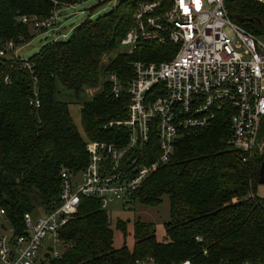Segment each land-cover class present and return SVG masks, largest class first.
<instances>
[{"label":"trees","instance_id":"16d2710c","mask_svg":"<svg viewBox=\"0 0 264 264\" xmlns=\"http://www.w3.org/2000/svg\"><path fill=\"white\" fill-rule=\"evenodd\" d=\"M84 1L0 0V42L27 44L34 34L18 19H44ZM153 2L164 11L171 0H119L109 13L81 23L67 41L51 42L27 61L11 54L2 60L0 211L16 235L24 232V214L37 209L47 214L57 206L60 174H76L86 166L88 142H127L126 128L114 123L127 119L128 97L114 98L108 80L80 108L87 141L73 124L68 105L56 100V86L60 83L79 95L96 87L99 76L109 74L124 85L133 77L134 62L170 60L175 45L143 42L131 54L117 53L102 64L133 27L136 7ZM224 6L234 23L264 38L263 5L225 0ZM229 135L224 116L210 127L182 132L173 157L127 198L151 208L168 199L169 221L162 241L156 239L152 224L137 220L131 249H114L106 210L98 200L81 197L77 211L59 231L65 248L50 264H264V200L256 194L258 165L242 162L240 153L226 144ZM116 229L126 236V223L118 220Z\"/></svg>","mask_w":264,"mask_h":264},{"label":"built area","instance_id":"2783aa9c","mask_svg":"<svg viewBox=\"0 0 264 264\" xmlns=\"http://www.w3.org/2000/svg\"><path fill=\"white\" fill-rule=\"evenodd\" d=\"M224 3L171 0L164 11L157 2L136 7L133 27L119 43L125 48L122 53L131 54L143 42H169L177 51L159 64L134 62L133 77L124 85L109 74L111 95L128 97L127 119L114 123L126 128L127 142H88L86 166L76 174H60L57 206L35 220L33 214H24L23 234L14 233L1 210L0 264H50L59 258L65 248L59 231L77 211L81 197L98 200L103 210L126 200L173 157L182 132L210 127L219 116L228 119L226 144L240 153L242 162L257 163L260 171L264 41L234 23ZM56 20L53 12L44 19L30 16L17 21L36 31H52ZM16 48L12 41L0 42V64L8 54L16 58ZM34 104L38 107V102ZM39 250L47 251L43 259L37 257Z\"/></svg>","mask_w":264,"mask_h":264},{"label":"rangeland","instance_id":"374dc122","mask_svg":"<svg viewBox=\"0 0 264 264\" xmlns=\"http://www.w3.org/2000/svg\"><path fill=\"white\" fill-rule=\"evenodd\" d=\"M118 1L119 0H86L72 6L61 8L57 11L56 26L53 30L41 32L30 29V32L34 34L33 38L29 43L16 48V56L22 61H27L30 57L40 52L45 45L54 41H67L81 23L87 20L95 21L99 17L109 13L113 7L117 5ZM261 5L264 6V4ZM260 38L264 41L262 36ZM124 50L125 48L119 45L110 57L106 56L102 59V64H107L109 58L114 57L117 53H121ZM107 80V76H99L96 87L87 88L79 95H75L72 91L65 89L60 83H57L56 100L68 105L72 122L84 141H87V139L81 124L80 108L85 102L90 101L91 97L95 95L100 88L101 83ZM256 194L264 200V185L257 186ZM106 213L109 216L111 227L114 231L113 248L119 249L122 246H127L131 249L134 243L132 235L133 225L137 220L152 224L156 230V239L158 241L163 240L165 235L164 225L169 221V202L167 198H163L162 204L151 208L143 206L137 201L128 202L127 199L124 201L118 200L108 206ZM40 214L43 213L40 209H37L33 213V219H37ZM118 220L126 223L127 234L125 237L121 231L116 229V222ZM46 252V250H39L37 257L43 259Z\"/></svg>","mask_w":264,"mask_h":264},{"label":"water","instance_id":"95a60500","mask_svg":"<svg viewBox=\"0 0 264 264\" xmlns=\"http://www.w3.org/2000/svg\"><path fill=\"white\" fill-rule=\"evenodd\" d=\"M258 185H264V163L260 167Z\"/></svg>","mask_w":264,"mask_h":264}]
</instances>
